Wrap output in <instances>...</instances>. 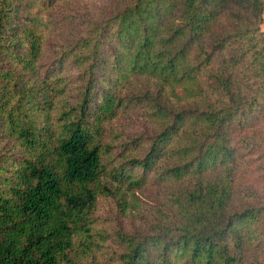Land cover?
<instances>
[{
  "label": "trees",
  "instance_id": "trees-1",
  "mask_svg": "<svg viewBox=\"0 0 264 264\" xmlns=\"http://www.w3.org/2000/svg\"><path fill=\"white\" fill-rule=\"evenodd\" d=\"M54 1L0 0V264H264L263 0H107L39 65ZM149 183L143 226L99 213Z\"/></svg>",
  "mask_w": 264,
  "mask_h": 264
},
{
  "label": "rangeland",
  "instance_id": "rangeland-1",
  "mask_svg": "<svg viewBox=\"0 0 264 264\" xmlns=\"http://www.w3.org/2000/svg\"><path fill=\"white\" fill-rule=\"evenodd\" d=\"M106 3H108L107 0H55L47 6L34 4L31 9L39 14L43 25L41 29L42 50L38 58L39 65L45 64L50 59L52 43L57 39V35L69 30L67 28L69 23L64 17L66 13L69 15L86 14L97 7L103 8L104 5H107ZM262 16L263 21L260 27L264 29V0ZM135 119L131 113L124 112L114 122L116 124L122 122L124 128L130 132V130L138 128V122ZM258 123L261 124L257 125L254 130V136L257 139H253L254 143L251 148L253 152L248 153L247 148L241 149L242 158L245 159L246 157L247 161H245L243 171L241 170L240 181L242 178L248 179L249 184L261 195L264 194V119H260ZM161 191L162 185L160 183H149L142 191H135V194L123 190V196L127 201L126 211L123 215H118L115 210H112L110 204L108 206L102 205L98 211L99 213L102 211L103 216L110 217L116 227L130 229L135 225L143 226L150 217L149 206L156 201L157 197H160ZM258 254L262 256L261 261L264 263V250H259Z\"/></svg>",
  "mask_w": 264,
  "mask_h": 264
}]
</instances>
